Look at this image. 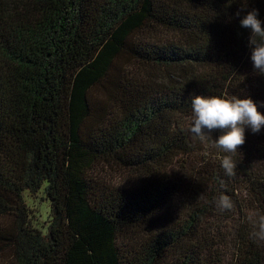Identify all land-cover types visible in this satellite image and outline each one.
Listing matches in <instances>:
<instances>
[{
	"label": "trees",
	"instance_id": "obj_1",
	"mask_svg": "<svg viewBox=\"0 0 264 264\" xmlns=\"http://www.w3.org/2000/svg\"><path fill=\"white\" fill-rule=\"evenodd\" d=\"M253 9L264 22V0H0V264H264V127L236 154L190 132L193 96L264 115Z\"/></svg>",
	"mask_w": 264,
	"mask_h": 264
},
{
	"label": "clouds",
	"instance_id": "obj_2",
	"mask_svg": "<svg viewBox=\"0 0 264 264\" xmlns=\"http://www.w3.org/2000/svg\"><path fill=\"white\" fill-rule=\"evenodd\" d=\"M245 11L241 8L236 16ZM258 10L248 11L240 19V26L250 31L248 46L251 49V62L254 69L264 75V26L258 18ZM192 125L190 132L201 141L209 140L225 153L236 154L238 147L245 143V129L257 134L264 127V115L257 110L256 103L251 98L240 99L235 95L228 98L217 96L191 97ZM220 130L218 140L213 141L210 133ZM221 167L229 177L235 176L236 162L232 155L221 157ZM223 183V181L221 182ZM219 211L232 210L234 205L227 195H220L215 201ZM249 220L253 222L255 230L251 236L257 241H264V215L249 213Z\"/></svg>",
	"mask_w": 264,
	"mask_h": 264
},
{
	"label": "rangeland",
	"instance_id": "obj_3",
	"mask_svg": "<svg viewBox=\"0 0 264 264\" xmlns=\"http://www.w3.org/2000/svg\"><path fill=\"white\" fill-rule=\"evenodd\" d=\"M29 207L33 210V212L39 214V220L45 221L47 218V212H48V206L45 203L42 205L40 200L38 198L29 199L28 200Z\"/></svg>",
	"mask_w": 264,
	"mask_h": 264
}]
</instances>
